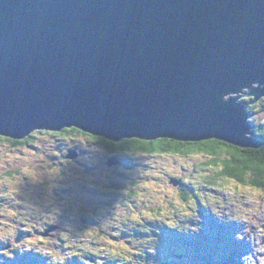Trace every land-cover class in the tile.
I'll list each match as a JSON object with an SVG mask.
<instances>
[{
	"label": "water",
	"instance_id": "obj_1",
	"mask_svg": "<svg viewBox=\"0 0 264 264\" xmlns=\"http://www.w3.org/2000/svg\"><path fill=\"white\" fill-rule=\"evenodd\" d=\"M247 98H264V0H0V137L255 149Z\"/></svg>",
	"mask_w": 264,
	"mask_h": 264
},
{
	"label": "rangeland",
	"instance_id": "obj_2",
	"mask_svg": "<svg viewBox=\"0 0 264 264\" xmlns=\"http://www.w3.org/2000/svg\"><path fill=\"white\" fill-rule=\"evenodd\" d=\"M251 106L264 136V98ZM77 132L0 137V264H226L227 231L239 264H264V190L208 186L202 154L115 156Z\"/></svg>",
	"mask_w": 264,
	"mask_h": 264
},
{
	"label": "trees",
	"instance_id": "obj_3",
	"mask_svg": "<svg viewBox=\"0 0 264 264\" xmlns=\"http://www.w3.org/2000/svg\"><path fill=\"white\" fill-rule=\"evenodd\" d=\"M250 102L251 99L242 100V103L251 111L252 109L256 108V106H251ZM75 131L78 130H66L64 133L68 132L67 134H69ZM254 133V141L258 144V147L255 149L239 148L219 140H207L202 142H179L170 139H159L155 140L159 141V143L153 144L151 143L152 141H144L147 142L146 144H144L140 143V141L143 140L138 139L124 140L120 143H113L98 137V139H96L95 141L113 143L115 145H118V147H124L125 144L130 145L133 143L134 154H138L140 152L146 154L151 153L155 155L164 153L168 155H180L184 157L202 154L210 158L207 162L204 163L205 167L220 169L217 172L218 174H215L214 176H207L205 182L206 184H208V186L215 187L217 180L221 179L233 181L241 186L264 190V136L263 131L260 128H257L256 130L254 129ZM8 140L10 141V139ZM25 141L27 140H11L10 142L20 144ZM163 141H175V143H164ZM216 141H218V143ZM199 197L201 196L195 195V200L200 204L201 199ZM225 227H227L225 228L226 230H232L230 229V227L228 228V226ZM177 232L180 233L178 229ZM226 235V254L228 252L230 254V257L228 261H226V264H239L240 260L243 257L242 248L239 244H237L238 241L235 240V236H233L234 234H229V232L227 231ZM180 239L182 238H179V241ZM186 243L188 245H196L189 241H187ZM200 247L201 245L196 246V248ZM207 247L212 248V245L208 243ZM20 263L26 264V261L23 259V257H21ZM165 264L167 263L165 262Z\"/></svg>",
	"mask_w": 264,
	"mask_h": 264
},
{
	"label": "flooded vegetation",
	"instance_id": "obj_4",
	"mask_svg": "<svg viewBox=\"0 0 264 264\" xmlns=\"http://www.w3.org/2000/svg\"><path fill=\"white\" fill-rule=\"evenodd\" d=\"M76 132V131H75ZM78 133V132H77ZM79 133H81L82 135H85V133H82L79 131ZM85 136H89L90 135H85ZM97 145L99 146H102L104 147L110 154H115L116 155H122V154H127V155H134V144H130V145H127L125 144L124 147H118V145H115L113 143H108V142H102V141H95L93 140ZM16 145H20V144H17L15 143ZM146 154V153H145ZM150 154V153H149ZM155 155V154H154ZM158 155H162V154H158ZM118 156V157H120ZM123 161V160H122Z\"/></svg>",
	"mask_w": 264,
	"mask_h": 264
},
{
	"label": "snow or ice",
	"instance_id": "obj_5",
	"mask_svg": "<svg viewBox=\"0 0 264 264\" xmlns=\"http://www.w3.org/2000/svg\"><path fill=\"white\" fill-rule=\"evenodd\" d=\"M85 135H88L87 133H85ZM91 140H96L98 139V137L96 136H90L89 137ZM164 143H175V141H163ZM218 143V141H216ZM140 143H144L146 144L147 142H144V141H140ZM151 143L155 144V143H159V141H152Z\"/></svg>",
	"mask_w": 264,
	"mask_h": 264
},
{
	"label": "clouds",
	"instance_id": "obj_6",
	"mask_svg": "<svg viewBox=\"0 0 264 264\" xmlns=\"http://www.w3.org/2000/svg\"><path fill=\"white\" fill-rule=\"evenodd\" d=\"M240 103H242V101H240ZM243 104V103H242ZM249 109V108H248ZM69 130H71V129H69ZM73 130V129H72ZM75 130H77V129H75ZM66 130H64L63 132H61L60 134H66V133H64ZM79 131V130H78ZM81 132V131H80ZM83 133V132H82ZM14 141H16V140H14Z\"/></svg>",
	"mask_w": 264,
	"mask_h": 264
},
{
	"label": "bare ground",
	"instance_id": "obj_7",
	"mask_svg": "<svg viewBox=\"0 0 264 264\" xmlns=\"http://www.w3.org/2000/svg\"><path fill=\"white\" fill-rule=\"evenodd\" d=\"M254 139V138H253ZM225 235V234H224ZM191 236V235H190ZM219 242V241H218ZM201 254V253H200ZM183 256L179 255L178 258L181 259Z\"/></svg>",
	"mask_w": 264,
	"mask_h": 264
}]
</instances>
